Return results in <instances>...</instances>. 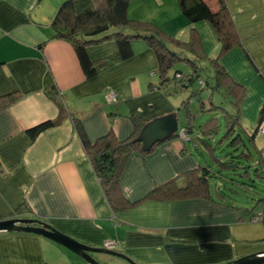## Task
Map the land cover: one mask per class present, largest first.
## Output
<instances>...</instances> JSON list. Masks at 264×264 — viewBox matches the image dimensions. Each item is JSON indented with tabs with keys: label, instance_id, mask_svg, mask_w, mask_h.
<instances>
[{
	"label": "crops",
	"instance_id": "crops-1",
	"mask_svg": "<svg viewBox=\"0 0 264 264\" xmlns=\"http://www.w3.org/2000/svg\"><path fill=\"white\" fill-rule=\"evenodd\" d=\"M64 1L0 0V97L19 94L0 111V222L41 220L94 248L115 241L116 251L136 264H227L263 252L264 222H253L226 199L219 201L213 188L214 199L146 200L158 185L175 178L182 184L183 175L200 165L216 166L201 155L206 146L199 140L195 145L179 136L147 155L133 154L119 186L127 202L137 205L119 213L112 209L74 118L91 144L109 133L124 141L134 133V118L147 124L177 113L181 89L174 83L161 86L156 55L140 41L133 43L131 60L88 78L74 47L54 39L53 20ZM140 1L162 13L169 35L188 42L195 29L204 53L219 55L214 28L208 22L190 24L178 0ZM224 2L241 44L220 63L245 88L240 122L253 135L264 113V0ZM116 52L117 45L107 42L90 47L88 56L97 61ZM109 91L118 93L117 104L108 101ZM59 103L67 115L31 139L30 129L59 119ZM96 258L102 264H127L112 256ZM0 264L86 263L44 237L11 232L0 233Z\"/></svg>",
	"mask_w": 264,
	"mask_h": 264
},
{
	"label": "trees",
	"instance_id": "trees-1",
	"mask_svg": "<svg viewBox=\"0 0 264 264\" xmlns=\"http://www.w3.org/2000/svg\"><path fill=\"white\" fill-rule=\"evenodd\" d=\"M178 0L181 13L195 25L200 22H208L214 28L219 41L220 52L216 58L207 56L200 43L199 35L195 29L191 30L188 42H181L169 35L158 25L151 23L137 22L129 17L131 0H65L53 20L54 39L69 42L75 49L84 72L88 78H93L107 67L115 63L131 60L134 57L133 43L144 42L156 55L158 61V75L161 86L174 83L181 91L192 88L196 83H201L202 90H210L217 93L223 100L231 104L235 112L227 113L226 135L219 141L220 130L223 125L218 118H210L199 127L196 126L197 116L192 109V101L195 100L202 113L216 111L213 105V97L204 101L201 91H193L182 104L185 110L187 124L183 129L195 145L196 141H201L204 147V154L210 156L215 162V171L212 164L200 165L197 169L185 173V180L179 184L178 179H172L155 187L147 196L150 201H176L185 199H214L212 196V180L221 176L225 182L241 187L242 190L252 191L255 188L256 179L264 182V161L262 151H257V157L253 155L244 143L240 131L244 125L240 122L241 105L245 100V88L235 82L227 70L220 63L221 59L241 44L240 36L235 23L224 0ZM116 30L110 33V30ZM129 29L133 34H125L123 30ZM114 42L117 45V52L111 57L92 61L88 56L90 47L103 43ZM193 56V57H190ZM206 62L212 72L204 79L206 71L201 63ZM187 63L191 70L187 73L178 70L174 77H169V72L177 68L179 64ZM206 66V67H207ZM181 73V80L176 75ZM202 82L204 84H202ZM19 97V94H9L0 97V111L6 108ZM60 104V117L56 121H48L40 124L28 131L31 139H35L40 133L59 124L67 115L63 104ZM177 115L179 122L178 113ZM69 115V114H68ZM263 113L261 114V118ZM134 133L131 138L119 141L113 133H109L99 138L94 144L85 139L80 120L75 117L74 124L79 136L83 139L87 155L93 162L95 172L101 180L104 192L112 209L116 212H123L137 204L127 202L121 193L119 186L120 175L129 158L140 153L147 155L151 153L160 143H157L152 150L144 151L143 145L135 140L139 137L142 129L146 125L144 121L133 119ZM261 119L259 121V124ZM258 124V126H259ZM241 128V129H240ZM258 128V127H257ZM245 129V128H244ZM199 131V134L197 132ZM245 132H247L245 130ZM247 134V133H246ZM257 130L251 136L253 146L256 140ZM179 137V132L170 139ZM235 146L237 150L241 148V156L237 157L232 152L224 150L228 143ZM198 141V142H199ZM228 146V144H227ZM245 147L246 149H242ZM198 153L199 150L197 151ZM243 170L242 181L224 176V172L236 173ZM182 177V176H181ZM229 189L224 185L221 188L216 184L214 191L217 193L219 201L225 199V191ZM261 196V195H260ZM242 215L247 214L252 220L260 217V222H264V197H260L252 209L238 207ZM264 242V241H263Z\"/></svg>",
	"mask_w": 264,
	"mask_h": 264
},
{
	"label": "rangeland",
	"instance_id": "rangeland-1",
	"mask_svg": "<svg viewBox=\"0 0 264 264\" xmlns=\"http://www.w3.org/2000/svg\"><path fill=\"white\" fill-rule=\"evenodd\" d=\"M178 10L180 11L179 6H178ZM161 14L162 13L160 11H158L157 8L153 4H151L149 8H145L144 2H141L140 0H136V1L131 0V6L129 9V17H130V19H133L134 21L155 24V25H158L160 28L165 29L164 28L165 27L164 21L166 20V18L161 16ZM132 15L134 17H132ZM155 19L157 22L154 21ZM114 31H116V30H114V29L110 30V33H113ZM123 32L125 34H133V32L129 29H125V30H123ZM204 66L206 68V71H205L203 77H204V79H206L207 76L208 77L211 76V71L207 65H204ZM178 70H181L185 73H187L189 71L188 66L183 63V64L178 65L177 68L172 69L169 72V77L170 78L174 77L175 72ZM201 86H202L201 83L200 84L196 83L192 88H190L186 91L179 90L180 91V93H178V96L180 97L179 102H178L179 107L176 110V112L179 114V121H180L179 125H180V127H184V125L186 124V113H185L184 109L181 110V104L185 100L188 99V97L191 95V93L193 91H201L203 94L204 101L209 100L212 92L210 90H207V88H206V90H202ZM192 105H193L192 109L194 110V113L197 116V118H196L197 119L196 125H198L197 129L199 130V128H200L199 126L203 122H205L206 120H208L212 117L218 118V119H220V121L223 125L222 128L224 129V131L220 130L221 132H220L218 138H219V141L223 140L225 135H226L225 129L227 126V124H226L227 118H228L227 113L234 114L233 106L231 104H229L228 102H226L225 100H223L217 94H214V100H213V105L215 107L219 108L216 111L202 113L201 110H199V105L197 102L194 101L192 103ZM240 133H241V136H242L244 143L247 145V148H249L250 151L253 153V155L255 157H257L256 156L257 151L261 150L263 145H264L263 144L264 138L259 137V140L256 142V146H253L252 142H251L252 134H250V133L246 134L244 128H242ZM228 140L229 139H227V141ZM230 142H232V141H230V140L228 141V143H227L228 146L226 144V146L224 147V150L226 149V150H228V152H232V154H234L237 157L241 156V153L243 150H241L240 147H239V150H237L235 148V146L229 147V145L231 144ZM242 149H246V148L243 147ZM206 158L208 159V156H206ZM214 169H216L215 171L217 172V168L214 167ZM243 173H244L243 170H240L239 172H236V173L224 172V176H227L229 178H233L235 180L242 181L243 178L241 176L243 175ZM212 181H213L212 182L213 188L216 184H218V186L221 188H224V185H225L226 187H229V189H233V190H228V188H227V190H223V191H225V195H226L225 199L227 200V203L232 204V205H236V206L241 207V208L252 209L255 206L256 201L260 197H264V182L259 181L258 179H256L255 188L252 191H245V190H242L241 187H239V186L227 183V182H225L227 180H225V178H223L221 176H218V178H215ZM97 256H99V255H97ZM102 256H104V255H102ZM100 258H103V257H100ZM116 262H119V261H116Z\"/></svg>",
	"mask_w": 264,
	"mask_h": 264
},
{
	"label": "water",
	"instance_id": "water-1",
	"mask_svg": "<svg viewBox=\"0 0 264 264\" xmlns=\"http://www.w3.org/2000/svg\"><path fill=\"white\" fill-rule=\"evenodd\" d=\"M179 132V122L176 114L159 117L147 123L139 137L135 140L143 145L144 151H150L160 142L169 140ZM29 233L44 237L80 257L86 264H102L97 255L112 256L124 260L127 264H136L133 260L117 251L86 246L75 239L56 230L47 222L41 220L15 219L0 222V233ZM227 264H264V251L235 260Z\"/></svg>",
	"mask_w": 264,
	"mask_h": 264
},
{
	"label": "built area",
	"instance_id": "built-area-1",
	"mask_svg": "<svg viewBox=\"0 0 264 264\" xmlns=\"http://www.w3.org/2000/svg\"><path fill=\"white\" fill-rule=\"evenodd\" d=\"M153 74H155V73H153ZM176 78L179 79V80H181L183 78V75L181 73H178L176 75ZM202 84H204V83L202 82ZM118 99H119L118 93H116L115 91H109V93H108V101L110 103H116L117 104L118 103ZM257 136L264 138V113H263V116L261 118V122H260V124H259V126L257 128ZM180 137L183 140H187L188 139V137H187V135H186V133H185L184 130H182L180 132ZM261 151H262V158H263V161H264V145H263ZM260 220H261L260 217H256L255 219H253V222H260ZM117 246H118V243L117 242H115V241H108V242H106V244H105L104 247L107 250L116 251L117 250Z\"/></svg>",
	"mask_w": 264,
	"mask_h": 264
},
{
	"label": "clouds",
	"instance_id": "clouds-1",
	"mask_svg": "<svg viewBox=\"0 0 264 264\" xmlns=\"http://www.w3.org/2000/svg\"><path fill=\"white\" fill-rule=\"evenodd\" d=\"M181 132V131H180ZM180 132H179V136H180Z\"/></svg>",
	"mask_w": 264,
	"mask_h": 264
}]
</instances>
